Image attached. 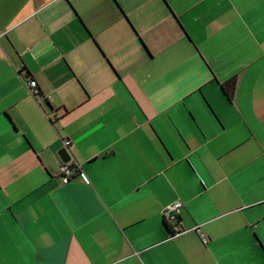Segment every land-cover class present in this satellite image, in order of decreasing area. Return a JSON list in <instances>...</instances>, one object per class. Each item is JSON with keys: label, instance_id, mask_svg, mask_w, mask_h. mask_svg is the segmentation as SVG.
Masks as SVG:
<instances>
[{"label": "crops", "instance_id": "1", "mask_svg": "<svg viewBox=\"0 0 264 264\" xmlns=\"http://www.w3.org/2000/svg\"><path fill=\"white\" fill-rule=\"evenodd\" d=\"M0 264H264V0H0Z\"/></svg>", "mask_w": 264, "mask_h": 264}, {"label": "built area", "instance_id": "2", "mask_svg": "<svg viewBox=\"0 0 264 264\" xmlns=\"http://www.w3.org/2000/svg\"><path fill=\"white\" fill-rule=\"evenodd\" d=\"M68 145V141H63V148L68 149ZM76 174H79L82 179H85V176L78 171L77 167L75 165H71L69 162L63 163L58 168V175L62 178V184H67L70 179ZM181 207V202H174L164 207L161 212L164 224H166L168 228H170L175 234H177V232L179 231V223L176 222V218L178 217V213ZM206 242V239L202 237V243L206 244Z\"/></svg>", "mask_w": 264, "mask_h": 264}, {"label": "trees", "instance_id": "3", "mask_svg": "<svg viewBox=\"0 0 264 264\" xmlns=\"http://www.w3.org/2000/svg\"><path fill=\"white\" fill-rule=\"evenodd\" d=\"M21 74H22V77H23L25 83L31 88V90L33 91L35 96L37 98H40L39 91L37 90L36 87H34V84H33V81L30 78V75L25 71V69H23L21 71ZM233 90H234V81L233 80H229L224 85H222V91H223L225 97L227 98V100L231 99L232 94H233ZM176 222L179 223V218L178 217L176 218ZM165 227L167 228L169 236H172V235L175 234L174 232H172V230L170 228H168V226L166 224H165Z\"/></svg>", "mask_w": 264, "mask_h": 264}, {"label": "water", "instance_id": "4", "mask_svg": "<svg viewBox=\"0 0 264 264\" xmlns=\"http://www.w3.org/2000/svg\"><path fill=\"white\" fill-rule=\"evenodd\" d=\"M58 156L60 157L61 161L63 163H68L70 161V155H69V151L68 149L62 148L59 152H58Z\"/></svg>", "mask_w": 264, "mask_h": 264}]
</instances>
